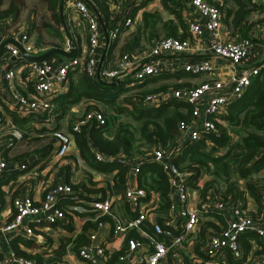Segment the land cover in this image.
<instances>
[{"label": "built area", "instance_id": "built-area-1", "mask_svg": "<svg viewBox=\"0 0 264 264\" xmlns=\"http://www.w3.org/2000/svg\"><path fill=\"white\" fill-rule=\"evenodd\" d=\"M104 1L109 10L117 13L116 25L112 28L105 27L104 16L95 8L94 0H67L86 28V49L76 55L61 59H28L9 66L7 61L21 54L16 44H3L7 54L0 57V147L10 146L14 138L23 133L27 136L46 134L51 145L45 153L48 157L40 155L28 164L32 169L28 178L19 179V174L8 178V182L12 181V188L8 187V190L14 214L0 225V233L13 230L27 217L36 218V224L40 216L52 222L63 218L64 211L83 208L70 202L62 209L56 205L55 200L64 195L81 199L79 188L72 186V183L81 178H74L73 175L80 167L81 157H76L79 154L72 144V136L82 125H89L90 122L103 123L104 115L97 102L92 103L86 99L82 103L80 114L70 119L67 131L53 126L55 112L52 111V98L65 89L67 69L79 64L89 75L96 78L97 72L99 78L106 81L129 75L131 78L128 84L139 85L147 75L169 69L210 72L216 70V61L220 60V66H228L227 80L214 74L196 84L145 93L142 103L147 106L158 104L169 96L180 98L190 105L189 117L176 121L178 136L171 149L165 150L157 146L144 154L133 155L122 151L106 154L94 151L93 155L98 160L116 159L128 164L125 186L121 193L110 192L102 185V195L100 191H95L93 194L89 193V199L85 200L90 209L95 210L92 219L97 220L103 216V219L106 217L112 220L111 223L109 221L111 238L117 236L123 240V244L111 250L107 240L101 236L102 229H89L87 241L78 246L77 254L93 264H165L171 257L174 264H264V244L256 241L257 238L264 240L263 181L258 183L251 180L259 193L257 199L254 197V206L248 204L247 199L251 194L246 190L240 194L233 191L226 199H222L213 186H207L201 192L200 189L208 178L207 173L201 172L196 177H190L191 172L178 167L171 158L182 142L197 138L203 131L218 133L216 121L224 122L219 113L226 110V104L230 100L243 93L252 77L264 66V42L257 41L254 35L258 31L257 35L264 37V0H249L255 6L246 12L244 19H253L255 22L252 25H256L255 28L250 26L249 31L254 33L249 32L250 36L229 34L217 3L209 0H182L181 16L191 37L171 34L151 36L147 46L120 51L113 64H107L103 59L106 46L117 33V24L126 27L133 25L135 18L128 10L144 0ZM60 2L62 4V0ZM29 35V26L25 20L10 23L4 28L0 22V40L11 36L24 50L34 53L45 48L44 44L35 42ZM194 42L195 46L192 45ZM102 51L104 53L97 66ZM193 52L198 56H194ZM21 81L31 84L32 93L29 96L18 90L17 86ZM137 87L133 86L132 89ZM133 97L137 100L136 95ZM25 115L34 118L32 132L16 128L15 118ZM262 117L264 118V112ZM11 153L12 151L9 152ZM75 158L77 164L73 163ZM150 159L160 162L167 175L169 190L165 210L159 208V194L156 190L145 189L137 184L136 172L144 160ZM17 161V165L13 163L11 166L0 157V173H6L13 167L27 168L25 162ZM49 161L52 173L64 165L71 167L68 180L64 170L58 174L64 176L59 184L44 179L36 171ZM80 170L83 171V167ZM52 173L50 178L53 177ZM104 180V177L96 176L93 179L94 186L105 184ZM21 183L25 184L24 188L31 184L26 188L27 191L40 192L39 197L17 189V184ZM119 204H122L124 215L120 207H117ZM146 223L151 226L154 234L163 233L167 239L152 235L144 228ZM129 228H135L145 239L127 236ZM36 229L33 230L28 224L24 226L27 235L41 238L42 230ZM241 236H245L244 242ZM195 242L198 243L197 248L194 247ZM245 242L248 243L247 247ZM117 251L119 252L114 258L113 252ZM71 255L66 253L63 256L68 264ZM0 264H33V260L10 251L0 257Z\"/></svg>", "mask_w": 264, "mask_h": 264}, {"label": "trees", "instance_id": "trees-1", "mask_svg": "<svg viewBox=\"0 0 264 264\" xmlns=\"http://www.w3.org/2000/svg\"><path fill=\"white\" fill-rule=\"evenodd\" d=\"M42 1L49 10L52 21L58 22V0ZM209 1L218 4L222 11L221 18L227 24L228 28H230L232 34H235L236 36L247 34L246 27L248 26V20L244 18L246 12L255 6L254 4L250 3L249 0ZM161 3L171 14V17L162 21L165 35H174L176 34L177 24H180L181 26L183 25V18L180 10L182 0H161ZM20 4L21 0H8L4 6H0V22L2 28L12 23L11 19L17 18ZM94 5L104 16L106 28H112L116 25L117 13L109 10L104 0H94ZM150 14H154L153 11H142L141 15L146 23L151 21V18H147ZM156 16L158 15H155V17ZM32 22H29L30 25H32ZM117 25L119 27V24ZM182 30L184 29L182 28ZM152 33L156 35L153 31L150 32L151 35ZM117 34L118 33L112 37V40L106 46V49L108 48L109 52L113 43H116L117 41ZM179 35H184V31ZM120 45H122V47L120 46L119 51L133 48L131 47L129 40ZM77 51L79 50L75 49V52ZM6 54L7 51L5 50V46L2 45L0 47V57L5 56ZM52 55L54 54H48L46 57L48 58ZM27 60L28 58L19 55L9 59L7 65L12 66L17 62H24ZM185 73L188 72L181 70H165L147 75L139 85H136L126 83L131 78L129 75H124V78L101 81L86 73L79 64L73 68L67 69L66 89L52 98V111L55 112L54 116L57 117L63 115L71 104L82 98H87L92 103L93 101L97 102L104 115V122L101 124L90 122L89 125H82L78 131L73 133V140L78 154L92 169L107 174L111 172L112 169L115 168V170L106 177L104 180L105 184L92 186L91 183H93V181L89 178L90 175L87 173V182L85 181L86 178H80L72 184L73 187L79 188V193H82L79 194V198H81L80 205L83 208L80 209L81 211H77V213L85 215L78 232L71 236L60 237L59 244L49 250L47 255H44L42 252H27L13 244L12 246L16 253H21L27 257H33V264H39L41 262L47 264H68L65 258H63L66 249L71 250L76 256H78V246L87 240V228L91 225H95L96 221L99 219H103V216L98 217L97 220L95 219L96 221L92 219L95 210L90 209L89 204L85 201L89 199V193L93 194L94 191H100L102 195V185L106 186L107 190L110 192L121 193L125 186V179L128 170V164L125 162L117 161L116 159H108L105 161L96 159L93 155L94 151L97 150L105 154L122 151L129 155L144 154L146 152L143 151V148L132 149L136 143L134 141L135 135L130 128L129 123L127 121L114 120L123 110L132 117L137 118L138 132L144 140L147 142H154L152 146H161L162 148H165V150L171 149L178 136L176 128L177 119H187L188 117L189 108L187 109V103L174 97H168V99L163 102L147 106L142 103V99L145 93L150 91L190 85L182 81H174L170 83L165 81L160 82L159 84L154 83L156 79L164 76L178 77L180 74ZM149 83L151 84L148 85ZM250 84L251 85H249L247 91L240 99L228 105L224 112L219 113V116L224 122L222 123L215 120L218 133L213 131H203L197 138L188 139L182 142L173 152L174 155L171 156L178 167L191 172L189 175L190 177H196L197 174L201 172L207 173L208 178L204 181L203 187L200 189L201 192L207 186H213L216 193L222 199H226L233 193V191H235L236 194H240V191L232 180V172H234L238 177L244 179L245 186L257 199V194L259 193H257L258 191L252 183L253 181H251L253 178H248V173L250 171H257L260 167L264 166V118L262 117L264 112V66H262L255 74ZM133 86H138L137 90L133 91L134 93H130L128 96H124L125 100L120 103L122 105L117 104L115 99L118 94L126 89V92L129 91ZM135 95L137 96V100L133 97ZM128 102L130 103L127 104ZM15 120L21 121L22 119L15 118ZM233 133L235 136H233ZM32 136L33 139L41 137L39 135ZM50 145L51 142L47 136V140L42 145L33 146L28 150L17 151L15 153L12 152L11 154L13 158H20L27 154H32V159H37L40 155L46 153ZM9 158L11 157L4 154V159H6V161ZM65 166L66 165H64V167ZM63 172L66 174V180H68V172L65 170ZM11 176H15V174L13 175L10 171H8V173H0V181H6V179ZM46 176H48V174ZM136 179L139 186H142L145 189L152 188L157 191L160 201L159 208L165 210L168 205L167 192L169 186L167 185V175L161 167L160 162L151 159L144 160L141 163L139 170L136 172ZM214 181H216V183L224 181V186H219V184L215 185ZM161 224L165 225L163 222H161ZM143 226L156 238L167 239L163 233L159 232L154 234L151 230V226H145V224ZM249 234L254 236L252 232ZM129 235L145 239V237L140 235L135 228H129L127 236ZM244 239L245 236H241L242 242H244ZM257 240L261 244H264V240L259 238H257L256 241ZM245 244L247 247L248 243L245 242ZM197 246L198 243L195 242L194 247L197 248ZM262 248L264 249V245ZM118 252L119 251L113 252L114 258ZM78 257L83 260L80 255ZM82 264L93 263L83 260Z\"/></svg>", "mask_w": 264, "mask_h": 264}, {"label": "crops", "instance_id": "crops-1", "mask_svg": "<svg viewBox=\"0 0 264 264\" xmlns=\"http://www.w3.org/2000/svg\"><path fill=\"white\" fill-rule=\"evenodd\" d=\"M41 2H42L41 4H42L43 8L47 9L46 6H45V4H44V2L42 0H41ZM152 2H155V4L151 6L150 4ZM60 3H61L60 0H58V2H57V9L58 10H59V8L61 9V15L62 16L61 17L59 16V21H58V23H56V26H55L54 23H51V20L52 19L51 18H48L46 20L47 23L44 22L45 25L42 26V29H40L42 34H43V32L44 33H48V35H49L50 38L53 37L54 42H49L48 43V42H44V41H41V40L39 42H41L42 44H44L45 45V48L47 46H50V45H60V46H62L64 48H67L68 44L66 42V40H67V38H66V32H65V29H66L67 32L72 36V41H73V44H74L75 49H77L80 52H82V51H84L86 49V45H87L85 24L80 19L79 15L76 13V10L67 2V0H62V4H60ZM143 10H146V11H149V12L152 11V10L158 11V12L166 11V13H167L166 14L167 15V18L166 19H168L169 17H171V14L165 8L162 7L161 0H147V1L144 0L138 6L131 7L128 10V13L131 14V15H134V18H135V21H136V19H139L140 20V17L142 16L141 14H142V11ZM46 12L47 11H45V10L43 11V13L47 14ZM20 14H22V13L20 12ZM36 16L37 15L34 14V17L37 19ZM68 19L69 20L71 19L74 24H78L79 26H81V29L77 30V29H75V26H72V25L71 26H68V22H69ZM22 20H25V19H22ZM31 20H33V19H31ZM32 23H34L33 29H30L31 28V25H30V23H27V25L30 26L29 30H31V31H30V35L29 36H30L31 39H33V37L31 35H33L32 31L34 32V27L37 26V27L41 28L40 25L38 26L37 23L35 24L34 20H33ZM137 23L138 22H136V24ZM182 23H183L182 26L180 24H177V26H176V34H174V35L175 36H178V37H189V36L191 37L190 32L188 31L187 26L185 24V21L183 20ZM47 24H49V25L52 24V25H54L52 27H54V28L56 27L58 29V31L60 32V35H61V37H60L59 40L55 36H53L50 32L47 31L48 30L47 29V26H49ZM104 24H105V19H104ZM136 24H135L134 27L137 26ZM151 24H153V22L152 23L150 22V25ZM44 27H46V29ZM134 27H132V26L131 27H126V26H122V25L119 26V28L117 30L118 37H117L116 43H113V46L111 47L110 52L108 51V48H107L105 50V55L103 56V59H104V61H107V64H113L116 61V58H117L118 54L120 53V51H119L120 50V46L122 47V45H120L121 43L123 44L125 41L129 40L130 45L133 48H128V49H135L134 47L137 44L138 39L133 38V36L135 34V32H134V34H132V31H133V28ZM255 27H256V25H252V28H255ZM182 28L184 30H182ZM148 31H149L148 32L149 34H146V35L149 38L151 36H157V35H159V34L155 35L153 33L151 35L150 34L151 30L149 29ZM182 31H184V35L181 36L179 34L182 33ZM249 32L250 33H253L251 30L249 31V24H248V26L246 27V33L247 34L246 35H242V36H250ZM228 33L229 34H232L230 32V28H228ZM257 34H258V32H256V34H254L256 40L257 41H263L264 42V37H261L262 35H257ZM171 35H173V34H171ZM233 35H235V34H233ZM192 45L195 46L196 45L195 42ZM79 51L74 52L73 55L78 54ZM52 54H54V53H52ZM193 55L194 56H198V54L195 55L194 52H193ZM46 56H44V57H46ZM44 57H41V58H44ZM52 57H54L56 59H61L63 56L54 54V55H52V56H50L48 58H52ZM1 61L2 60L0 59V63H2ZM218 62L220 63V60L216 61V63H217L216 70L213 69L210 72L207 71V70H197V71H187L186 70L185 72H188V73L180 74L176 78L175 81H182L184 83L192 84V83H195L197 81L199 82L201 78H202L201 80H203V79H206V78H208L210 76H213L214 74H216V77L220 76L221 78L227 80V73H228L227 68H228V66H225L224 65V67H222V66H220V64ZM175 70H181V69H169V70H166V71H175ZM181 71H184V70H181ZM253 77H252V79H253ZM150 84L151 83H149L148 85H150ZM249 85H251V84L250 83L248 84L247 88L243 91V93L240 96L236 97L233 100H230L229 103L226 104V107H228V105H230L234 101L240 99L242 97V95L247 91ZM66 87H67V80H66L65 89H66ZM17 88H18V90L21 93H23L25 95H28L29 96L32 93V86H31V84L29 82L19 83L18 86H17ZM64 90H62V91H64ZM169 97H172V96H169ZM86 99L87 98H82L79 101L71 104L68 107V109H67L68 111H66L61 116H57L56 117V116L53 115V117H54L53 118V126L54 127H58L59 129H62L64 131H67L68 128H69L70 119L72 117H74V116L77 115L78 112L76 110L78 109L79 106L81 108L82 103ZM167 99H168V97L165 98L164 100H162L161 102H163V101H165ZM176 99L181 100L183 102H186L187 105H188L187 106V109L190 108V105H189V103L187 101H184V100H182L180 98H176ZM66 114H67V116H66ZM25 117L34 119L33 117H30L28 115L21 116V117H19V118L22 119L21 121L15 120L16 125H17L16 128L27 129V131H31L32 132L33 131V122L34 121L31 120V119H28V122L29 123H24L23 122L24 121L23 118H25ZM188 117H189V111H188ZM39 136H41V137H39L38 139H35L38 142L34 146H40V145H42L47 140V135L46 134H41ZM32 137L33 136H27L26 133H23L20 136L14 138V141H13V143L10 146H1L0 147V157L4 158V154H6L7 156H10L11 158L7 159V161L9 162V164L11 166L14 165V164L17 165L19 163V161L16 162V160H22L23 162L26 163V165H27V168L26 169H24V168H22V169H16L15 167H13L12 169H9L10 172L13 173V175L14 174L15 175L16 174H19V179L20 178H28L30 176V171L32 169L29 168L30 165H28V164L34 162L35 159H32V157H33L32 154H27L26 156L20 157V158H13L12 157V154H9V152L10 151H14V150H15V152H17L16 151V147H20L21 145H22L23 148H27L28 147L26 145L27 142H29L31 140H34ZM72 144H73V146H75V143H74V140H73V136H72ZM43 150H44V148H43ZM18 151H20V150L18 149ZM43 156L48 157V154H43ZM76 157L79 159L80 158V155H79V157H78V155ZM50 162L51 161H49L44 166L43 165L39 166L36 171L42 177H44V179H46V180H48V181H50L52 183L55 182V184H59L60 182H62V177H64V176L61 177V175H58L59 172L65 170L68 173H70L71 172V169H70L71 167H66L67 166L66 165L65 167L63 166L62 168H60L57 171L53 170V173H52V168L50 167V164H49ZM75 162L77 164L76 158H75V161L73 163H75ZM79 162H80V167H78L74 171V174H73L74 175V178H79L80 176H81V178H86V176L88 174V175H90L89 178L92 181H93V179L96 178V176H102V177H104L106 179V177L108 175H110L114 171V169H115V168L112 169V171L107 174V173H104L102 171H97V170L92 169L85 162V160L82 157L79 160ZM69 164H71V162H69ZM82 167H83V171L80 170V168H82ZM88 167L91 168L92 171ZM84 170H85V172H84ZM257 171H258V173H263L264 174V166L263 167H260ZM6 173H8V172H6ZM51 173L53 175L52 178H50V174ZM47 174H49V176H46ZM11 177H13V176H11ZM11 177H8V178H11ZM5 178H6V176H5ZM8 178L6 179V181H3V182L0 181V225L3 222L9 220L13 216V214H14V207H13V205L11 203V195L9 194V190H8V187L9 188H12V181H9L8 182ZM87 179L88 178L85 179L86 182H87ZM237 180H239V182L237 183V186H236L237 189L240 192L246 190L248 192V194H251V196L247 199V202H248V204H250V206H254V204H255L254 196L248 190V188L245 186L244 179L241 178V177H239V178H237ZM252 180H254V179H252ZM261 181H263V183H264V180H261ZM52 183H50V185ZM94 184L95 183H91L92 186H94ZM17 185H19L18 186L19 188L16 187L17 189H20V190H23V191H27L26 188L29 187L31 184H28V186L26 188H24V185H25L24 183L17 184ZM17 185H13V186L15 187ZM27 192H29V191H27ZM29 193H31L32 196H36V197L37 196L39 197V195H40V192H38V193L29 192ZM70 202H75V203H77V204L80 205L81 199H74V198H72L70 196L64 195V196H61L60 198H58V199L55 200L56 205L58 207L62 208V209H63V207L65 205L69 204ZM117 207H120L121 213H122V215H124L125 212L122 211V204H119ZM124 207H125V204H124ZM77 211H81L80 208H74V209L71 210V212L64 211L63 218H61L58 221H52V222L46 220L43 216L42 217L40 216V219L37 220V223L39 225L36 224V218H31V217L25 218L22 221V223H20L19 225H17L13 230H10V231H8V232H6L4 234H1L0 233V254H1L0 257L3 256V255H6L10 251L11 252L13 251L14 253H16L14 251L13 246H12L13 244L16 245L18 248L23 249V250H25L27 252H29V251L30 252L31 251H35V252H38V253L39 252H42L44 255H47V253L49 252V250H51L57 244H59L60 237L74 235L76 232H78L80 230L81 224L83 222V219L85 218V215L84 214H81L80 215V214L77 213ZM109 221H110V223L112 222V220L107 219L106 217L104 219H101L100 221H96L95 225L89 226L87 228L86 232H88L89 229H98V230L102 229V231L100 232L101 233V236H103V238L105 240H107V245L109 246V248L111 250H113L115 248H118V246L120 244L122 246L123 240L121 241V239L119 237H117V236L111 238L112 229H111V226L109 224ZM27 224L30 225V226H32L33 227V230H35L36 228L38 230H42L43 236L41 238H37L34 235H33L34 237L33 236H30V235H27L24 232V226L27 225ZM25 241H29V242H25ZM66 253L72 254L69 264H82L83 260H81V258L78 257L79 256L78 254H77L78 256H76L69 249H66L64 255ZM16 254H21V253H16ZM21 255H23V254H21ZM23 256H25V255H23ZM25 257H27V256H25ZM28 258L32 259L33 260V263H34V258L33 257H28ZM174 263L175 262H174V260H173L172 257L169 258V259H167L166 262H165V264H174ZM39 264H47V263L41 262Z\"/></svg>", "mask_w": 264, "mask_h": 264}, {"label": "rangeland", "instance_id": "rangeland-1", "mask_svg": "<svg viewBox=\"0 0 264 264\" xmlns=\"http://www.w3.org/2000/svg\"><path fill=\"white\" fill-rule=\"evenodd\" d=\"M7 1L8 0H1L0 1V6L1 7L4 6L7 3ZM41 3H42L41 0L40 1L39 0H21V4L19 5V12H18L17 18L11 19V22L12 23H16V22L21 21L22 19H25V21H27V23H29V21H33L34 20L35 24L37 23L38 26L39 25L41 26V28L35 26L34 27V32L32 31L33 35H31V36L33 37L34 41L38 42V41L41 40V41L48 42V43L49 42H54L53 37L50 38L48 33H44V32H43V34L40 33L41 32L40 29H42V26L45 25L44 22L47 23L46 20L48 18H50L49 10L43 8ZM154 4H155V2H152L150 5L152 6ZM44 10L47 11L46 12L47 14L43 13ZM152 11H153L154 14L148 15L147 18H151L150 22L151 23L153 22V24L150 25V22L146 23L144 21L143 17L141 16L140 20L136 19V21L132 25V27H134L136 22H138L136 24L137 27H134L133 31H132V34H134V32H135L133 38L138 39V42H137V44L134 47L135 49H139L141 47L147 46L150 43L149 37L146 35V34H148V32H149L148 30L149 29L151 31H153L154 33H156V35L157 34H159V36L165 35V29L163 27L162 21L166 20V18H167L166 11H162V12H158V11H154V10H152ZM152 11H150V12H152ZM20 12L22 14H20ZM34 14L37 15L36 16L37 19L34 17ZM155 15H158V16L155 17ZM31 19H33V20H31ZM254 22L255 21L253 19L248 21L249 28ZM51 23H54L55 26H56V23H58V22H54V21L51 20ZM72 23H73V21L70 19L69 22H68V26L72 25V26H75V29H77V30L81 29V26H79L78 24H74V23L72 24ZM33 26H34V23H32L31 28H30V26H29V28L33 29ZM52 26H54V25L51 24L50 26H47V29H48L47 31L50 32L53 36H55L59 40L60 37H61L60 32L58 31V29L56 27L54 28ZM44 28L46 29V27H44ZM256 32H258V31H256ZM256 32H255V34H256ZM176 78L177 77H174V76H167V77L164 76V77L156 79L157 81L155 82V84H159L160 82H165V81H167L169 83L170 82H174L176 80ZM128 82L129 81H127L126 83H128ZM197 82L192 83V84H196ZM126 90H123L122 92H120L118 94V96L116 97L115 102L117 104H120L123 100H125L124 96H128L130 93L131 94L134 93L133 91L137 90V88L130 89L127 92H126ZM132 101H134V100H132ZM129 103L130 102H128L127 104H129ZM120 105H122V104H120ZM79 110H80V106L76 110L78 112L77 114H80L81 111H79ZM66 116H67V114H66ZM28 119H31V118L25 117L23 122L24 123H29ZM31 120H33V119H31ZM114 120L115 121H117V120L127 121L129 123V126H130V128L132 129V131H133V133L135 135L134 141H135L136 144L132 147L133 150L143 148V151H148V150H150L152 148L157 147V146H152L154 144V142H149V141L147 142L146 140H144L142 138V136L138 132V120H137V118H134L130 114L126 113L125 110H123L121 113H119L118 117H116ZM233 136H235L234 133H233ZM37 142L38 141L35 140V139L31 140V141L27 142V144H26L28 146L27 148H23L22 145H21L20 147H16V151H18V149L20 151L28 150L31 147H33ZM163 149H165V148H163ZM12 152H15V150L12 151ZM231 166H233V165H231ZM248 174H249L248 178H253L258 183L261 180H264V174L263 173H258V171H250ZM237 178H239V177L234 172H232V180L234 181V184L236 183L235 186H237V183L239 182V180H237ZM214 183H215V185L219 184V186H222V187L224 186V181H220L219 183H216V181H214Z\"/></svg>", "mask_w": 264, "mask_h": 264}, {"label": "water", "instance_id": "water-1", "mask_svg": "<svg viewBox=\"0 0 264 264\" xmlns=\"http://www.w3.org/2000/svg\"><path fill=\"white\" fill-rule=\"evenodd\" d=\"M58 12H59V16L61 17L62 15H61V9L60 8H59ZM65 32H66V38H67L66 42L68 44L67 48H64L60 45H50V46H47L46 48H44L43 50L34 53V52L24 50L23 47L11 36L3 37L0 40V46H2L5 42H12V43L17 45L20 54L23 55L24 57L28 58V59H38V58L44 57V56H46L48 54H52V53L63 56V57H69V56H72L73 53L75 52V47H74V44L72 41V36L67 32L66 29H65ZM103 53H104V51H102L100 54L97 66H99V64H100ZM96 78L102 81V79L99 78L97 72H96Z\"/></svg>", "mask_w": 264, "mask_h": 264}]
</instances>
